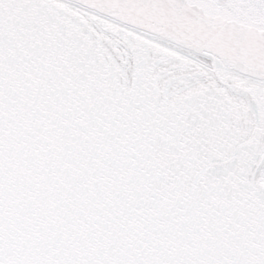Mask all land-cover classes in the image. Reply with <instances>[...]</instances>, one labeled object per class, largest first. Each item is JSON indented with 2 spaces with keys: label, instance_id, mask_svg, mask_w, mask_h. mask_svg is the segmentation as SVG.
Here are the masks:
<instances>
[{
  "label": "snow or ice",
  "instance_id": "snow-or-ice-1",
  "mask_svg": "<svg viewBox=\"0 0 264 264\" xmlns=\"http://www.w3.org/2000/svg\"><path fill=\"white\" fill-rule=\"evenodd\" d=\"M0 264H264V0H0Z\"/></svg>",
  "mask_w": 264,
  "mask_h": 264
}]
</instances>
